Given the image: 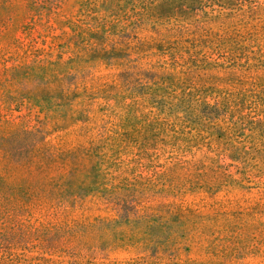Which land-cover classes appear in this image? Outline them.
<instances>
[{
	"label": "rangeland",
	"instance_id": "rangeland-1",
	"mask_svg": "<svg viewBox=\"0 0 264 264\" xmlns=\"http://www.w3.org/2000/svg\"><path fill=\"white\" fill-rule=\"evenodd\" d=\"M1 136L0 260L264 264V0H0Z\"/></svg>",
	"mask_w": 264,
	"mask_h": 264
},
{
	"label": "trees",
	"instance_id": "trees-1",
	"mask_svg": "<svg viewBox=\"0 0 264 264\" xmlns=\"http://www.w3.org/2000/svg\"><path fill=\"white\" fill-rule=\"evenodd\" d=\"M9 137H4V136H1L0 137V148L4 151V153H5V156H11L12 155V153H13V148H11L9 145ZM45 153V155H50V156H52V152H48V151H46V152H44ZM1 173V172H0ZM0 264H22L21 262H18V261H16L15 259L13 260V262H10V261H8V260H6V259H4V260H0Z\"/></svg>",
	"mask_w": 264,
	"mask_h": 264
}]
</instances>
